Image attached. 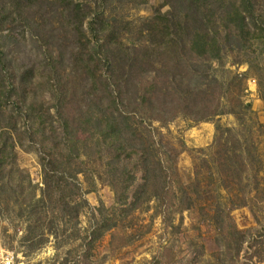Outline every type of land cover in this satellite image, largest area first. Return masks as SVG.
<instances>
[{
	"label": "rangeland",
	"instance_id": "obj_1",
	"mask_svg": "<svg viewBox=\"0 0 264 264\" xmlns=\"http://www.w3.org/2000/svg\"><path fill=\"white\" fill-rule=\"evenodd\" d=\"M250 1L255 15L264 18V0ZM53 3L0 0L1 12H9L0 30L8 69L15 82L24 81L28 101L53 116L54 85L75 86L77 95L69 108L82 102L88 90L84 83L89 79L81 70L72 76L68 73L78 53L77 40L88 42L87 47L103 42L99 30L91 33L90 22L96 25L102 17L117 35L112 41L120 61L124 52L118 42L137 43V30L155 10L172 9L166 0ZM82 14L86 15L80 27L83 36L73 30L74 16ZM59 53L63 60L53 68L51 62ZM140 64L134 76L141 70L152 71L149 64ZM172 64L173 59L168 66ZM128 66L117 83L122 98L119 109L125 115L131 111L141 122L136 135L126 133L130 147L140 155L149 130L154 159L160 161L154 166L163 170L159 185L145 181L139 155L121 157L107 166L109 153L94 155L87 140L90 135L80 133L75 168L82 172L69 185L74 194L65 199L76 212L63 215L61 204L54 206V200L47 201L43 195L38 145L21 133L31 127L29 110L26 115V111L6 109L13 114L20 136L18 140L12 135L14 157L0 181V264H5L6 255L12 256V264H264V45L239 53L235 45L226 43L220 60H193L186 71L194 79L202 74L195 83L202 92H195L198 101L179 99L178 103V96L171 95L157 103L152 114L133 107L140 76L132 78ZM104 67L100 63L97 74L105 73ZM172 69L168 75L178 68ZM156 99L165 96L157 94ZM215 109L217 114L211 116ZM54 125L59 127L56 120ZM60 133L58 128L48 141L61 140ZM40 139L36 133L34 140ZM225 161L244 164L245 169L227 177L221 166ZM243 194L245 206L236 207Z\"/></svg>",
	"mask_w": 264,
	"mask_h": 264
},
{
	"label": "trees",
	"instance_id": "obj_2",
	"mask_svg": "<svg viewBox=\"0 0 264 264\" xmlns=\"http://www.w3.org/2000/svg\"><path fill=\"white\" fill-rule=\"evenodd\" d=\"M63 1L53 0V4H63ZM166 1L169 5L171 4L173 11L171 9L166 13H161L155 10L152 18L144 21L137 30L139 38L137 43H131L129 46L118 42L119 47H122V53L124 52L120 61H117L118 56L115 54L117 47L112 41L115 34L110 32L107 22L100 17L96 25L93 22L89 23L91 33L99 30L103 42L98 41L93 46L87 47L88 42L82 43L77 40L79 46L76 51L78 53L74 54L68 73L72 76L81 70V75L85 74L89 79L84 83L88 86V90L84 92L82 102L76 104L74 108H69L67 104L77 95L74 90L75 86L66 88L62 85L59 88L58 85H54L52 93L56 101L53 105L56 119H53L54 116L48 111H43L42 105L37 106L32 99L28 101L29 92L25 88L24 81L20 84L15 82V76L8 69L0 42V181L4 178L7 167L14 157L16 141L12 135L15 134L18 140L20 136L13 114L7 112L11 108L19 113L21 110L26 111V115L28 110L30 112L31 127L21 133H27L28 138L38 145L37 149L41 155L40 160L43 167V195L46 196L47 201L54 200V206L60 203L63 215L72 216L76 212L75 208L70 207L69 201L65 199L70 200L69 198L74 194L73 188L70 187L72 179L76 178L75 174L82 172L81 169L75 168V161L80 157L79 141L76 136L80 133L90 135L87 140L93 147L94 155L102 157L101 153L104 154L105 151L109 153V156L105 158L108 160L107 166L121 157L131 159L132 154L139 155L144 162L145 181L153 180L159 185L163 170L155 167L160 161L154 159L155 154L152 153L154 147L149 130L147 143L141 147L143 150L141 155L138 149L130 147L126 134L129 132L131 136L136 135L135 129L141 125V122L136 115H132L131 111L128 110L130 115H125L119 109L122 105V98L121 92L117 90L119 87L117 83L118 80L123 79L119 77L127 73L125 71L128 65L125 64L130 61L128 73L130 71L132 78L136 79L140 76L137 80L138 85L136 84L137 98L133 107L141 112L148 111L152 114L157 112L154 106L167 100L171 95L175 96V99L178 96V103L179 99H182L184 103L187 99H192L193 102L198 101L194 98L197 95L195 92L200 94L202 92L200 85H195V83L201 80L202 74L196 75L194 79V74L186 71L188 64L190 65L193 60L208 63L211 60H220L226 43L235 45L239 53L246 52L248 48L256 44L264 45V18L255 15V9L250 0ZM76 8L75 13L80 10L79 5H76ZM7 15L9 12L6 13L5 10L1 12L0 9V30L2 20H5ZM85 16L84 14L80 17L75 15L73 19V30L81 36L84 35L80 27ZM1 37L0 34V40ZM115 37L117 38V35ZM48 56L52 58L51 52ZM169 59H173L171 67L168 66ZM62 60L63 55L59 53L52 60L51 66L56 68ZM141 61L143 65L149 64L152 71L141 70L134 76L141 66ZM100 63L106 66L104 67L106 72L103 74L102 72L97 74L100 70ZM173 66L178 68L177 71L168 75ZM150 73L152 76L149 77ZM157 94L165 96V99H160L158 102ZM237 106L240 107V105ZM208 108L206 107V110ZM243 108L245 109L246 106ZM210 113L211 116L216 115V109ZM55 120L59 127H55ZM58 128L61 130V140L50 141V144L48 137H53ZM36 133H40V140H34ZM46 133L49 136H46ZM82 145L84 149L85 141ZM236 147L239 150L241 146L236 145ZM240 156L241 152H239ZM78 163L84 165L81 161ZM235 165L237 164L230 163V161L221 163L222 170L226 172L227 177L233 174L240 175L245 169L244 164ZM56 192H59L58 197L53 195ZM244 197L243 194L242 202L238 203V200L235 203L236 207L245 206ZM228 214H226L227 219H229ZM221 215V211L217 212L215 219L220 218ZM105 230L107 229L103 231Z\"/></svg>",
	"mask_w": 264,
	"mask_h": 264
},
{
	"label": "built area",
	"instance_id": "obj_3",
	"mask_svg": "<svg viewBox=\"0 0 264 264\" xmlns=\"http://www.w3.org/2000/svg\"><path fill=\"white\" fill-rule=\"evenodd\" d=\"M5 264H12V256H5L4 257Z\"/></svg>",
	"mask_w": 264,
	"mask_h": 264
}]
</instances>
